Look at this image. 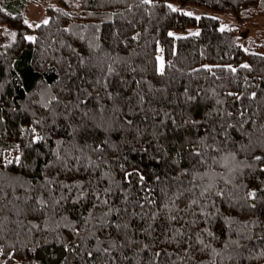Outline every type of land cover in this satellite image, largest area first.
I'll use <instances>...</instances> for the list:
<instances>
[{"label":"trees","instance_id":"16d2710c","mask_svg":"<svg viewBox=\"0 0 264 264\" xmlns=\"http://www.w3.org/2000/svg\"><path fill=\"white\" fill-rule=\"evenodd\" d=\"M261 17L0 0V264H264Z\"/></svg>","mask_w":264,"mask_h":264},{"label":"rangeland","instance_id":"374dc122","mask_svg":"<svg viewBox=\"0 0 264 264\" xmlns=\"http://www.w3.org/2000/svg\"><path fill=\"white\" fill-rule=\"evenodd\" d=\"M184 12L191 11L194 13L195 16H201V15H207V16H212V17H217L221 19L222 21V26L225 28H233V29H243L245 31V35H254L256 29L254 28L255 25L253 24L254 27L248 25V26H241L239 22H237L236 19L231 17L228 14H225L223 12H218L210 8L206 7H198L194 5H186L185 7L182 8ZM28 21L31 23H38V22H43L45 19L48 20V14L45 12V7L34 3L31 5L28 14H27ZM257 24L261 25L264 24V17L258 18L256 21ZM197 29H189V30H178V31H171L173 36H186L189 34L196 33ZM159 64L160 66L162 65V55L159 54Z\"/></svg>","mask_w":264,"mask_h":264},{"label":"snow or ice","instance_id":"6c2138e0","mask_svg":"<svg viewBox=\"0 0 264 264\" xmlns=\"http://www.w3.org/2000/svg\"><path fill=\"white\" fill-rule=\"evenodd\" d=\"M147 2H151V0H147ZM170 8H172L173 9V11H182V10H180V9H177V8H175V6H173V5H168ZM184 15H187V16H189V17H192V16H194V13L193 12H191V11H187V12H184L183 13ZM197 20L198 19H200V17H198V16H196L195 17ZM24 23L25 24H29V21H27V20H25L24 21ZM43 23L44 24H47L48 23V20L47 19H45L44 21H43ZM29 26H31L30 24H29ZM37 26H39V25H37ZM223 30V29H222ZM195 34H198V33H195ZM15 35V33H13V36ZM170 35H174V34H172V33H170ZM28 40H35V37H33V36H28V37H26ZM246 67H247V65H245ZM162 70V69H161ZM234 70V69H233ZM254 95V94H253ZM37 139H39V137H37ZM257 159H259V157H257ZM253 197L255 196V191H253L252 193H250ZM105 251H107V249H105ZM89 255H91V253H89Z\"/></svg>","mask_w":264,"mask_h":264}]
</instances>
